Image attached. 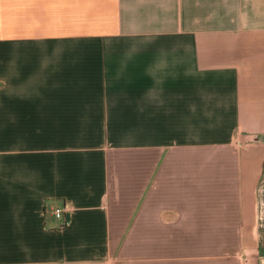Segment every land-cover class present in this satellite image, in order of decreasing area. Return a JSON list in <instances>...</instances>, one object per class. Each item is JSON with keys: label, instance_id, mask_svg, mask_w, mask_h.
<instances>
[{"label": "crops", "instance_id": "1", "mask_svg": "<svg viewBox=\"0 0 264 264\" xmlns=\"http://www.w3.org/2000/svg\"><path fill=\"white\" fill-rule=\"evenodd\" d=\"M259 160L264 0H0V262L263 264Z\"/></svg>", "mask_w": 264, "mask_h": 264}, {"label": "rangeland", "instance_id": "2", "mask_svg": "<svg viewBox=\"0 0 264 264\" xmlns=\"http://www.w3.org/2000/svg\"><path fill=\"white\" fill-rule=\"evenodd\" d=\"M256 177L254 191V222L247 228L248 237L253 239L254 233L255 247L262 248V263L264 264V164L259 160L255 163L253 169ZM250 258H253V252H250ZM6 264V262H0Z\"/></svg>", "mask_w": 264, "mask_h": 264}, {"label": "built area", "instance_id": "3", "mask_svg": "<svg viewBox=\"0 0 264 264\" xmlns=\"http://www.w3.org/2000/svg\"><path fill=\"white\" fill-rule=\"evenodd\" d=\"M65 211H66V209L63 208V207L56 208V209L54 210V215H55L58 219L64 218V216H65Z\"/></svg>", "mask_w": 264, "mask_h": 264}]
</instances>
